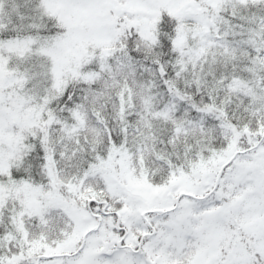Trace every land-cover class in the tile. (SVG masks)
<instances>
[{"label":"snow or ice","instance_id":"1","mask_svg":"<svg viewBox=\"0 0 264 264\" xmlns=\"http://www.w3.org/2000/svg\"><path fill=\"white\" fill-rule=\"evenodd\" d=\"M0 264H264V0H0Z\"/></svg>","mask_w":264,"mask_h":264}]
</instances>
